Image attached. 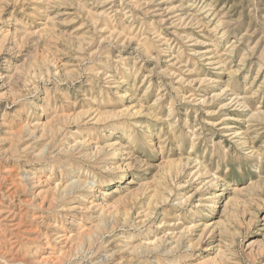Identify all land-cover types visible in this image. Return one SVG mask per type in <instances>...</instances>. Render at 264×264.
<instances>
[{"label":"rangeland","instance_id":"obj_1","mask_svg":"<svg viewBox=\"0 0 264 264\" xmlns=\"http://www.w3.org/2000/svg\"><path fill=\"white\" fill-rule=\"evenodd\" d=\"M0 264H264V0H0Z\"/></svg>","mask_w":264,"mask_h":264}]
</instances>
